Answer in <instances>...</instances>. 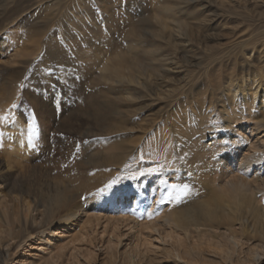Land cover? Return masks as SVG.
<instances>
[{
  "label": "bare ground",
  "instance_id": "bare-ground-1",
  "mask_svg": "<svg viewBox=\"0 0 264 264\" xmlns=\"http://www.w3.org/2000/svg\"><path fill=\"white\" fill-rule=\"evenodd\" d=\"M164 22L166 23H160L164 32L171 25L174 29H182L178 23L179 26ZM132 34L136 41L131 45L134 48L142 46L145 40L135 31ZM5 44L10 45V42ZM260 46V51L254 46L249 54H236L235 61L240 56L249 62L255 53L263 59L264 42ZM118 54H114L115 57L117 55V60L112 65L103 67L100 80L109 84L124 82L128 87L141 85L144 73L138 71L139 60L132 59L128 62L124 55ZM156 54L153 52L154 56ZM159 54L160 50L156 57ZM99 65L101 64L94 67ZM244 70V67H239L238 72H231L233 76L226 86L227 95L222 98L225 104L223 130L217 128L211 134H199L197 140L193 139L194 162L189 165H182L180 162V166L178 158L166 147L168 155L176 160L168 158L166 154L169 160L163 164L164 169L151 174H148V169H159L161 165L156 163L158 161L154 159L155 155H149L156 161H151L154 162V167L152 164L136 161L130 166L127 163L129 167H126L123 162L125 149L117 139L113 137V140L111 137L116 135L115 131L123 128L125 116H128L124 111L116 113V123L111 121V114L105 116L104 128L100 130V136L106 135L110 139L99 142L103 147L104 158L93 165V168L96 167L94 171L103 169V172L90 176L92 172L89 173L85 167L82 168L85 169L83 172L80 171L81 168H77L75 175L68 181L65 179L64 183L62 177L65 178V174L60 167L57 168L52 163L47 169L45 166L44 169H37L28 165V155L32 153L29 140L35 134H30L25 128L29 126H25L22 119L15 116V108L9 110L15 116V122L11 125L0 123L3 126L0 130L3 133L0 135V157H3L2 154L7 157V164L0 158V264H264V67L261 72L253 74ZM121 91L127 98L123 99L125 103H135L138 99L129 88ZM36 92H32V97L39 105L41 96ZM183 118L187 120V117ZM73 121L72 118L68 120L67 126H71ZM193 124L195 123L192 126ZM12 125L19 128L14 130ZM126 129L123 132L127 133ZM43 132V135L48 134L47 130ZM183 133L180 135H184ZM62 135L60 132L54 137L60 139ZM42 136L35 135L39 144ZM90 136L91 134H84L83 138ZM130 147H127L129 152ZM162 147L155 150L156 156ZM50 149L52 148L47 147V150ZM36 150L33 149L34 152ZM39 151L41 152L34 155L41 160L43 150ZM70 152L72 151L69 154ZM176 152L178 153L177 150ZM164 158L165 156L163 160ZM180 167L185 169L186 175L179 174L183 170H179ZM114 170L119 172L120 180L112 183V187L104 195H97L98 189L113 181L111 173H115ZM141 171L145 175H138ZM133 176L136 178L133 179ZM162 179L169 184H188L189 190L182 193L171 191L169 194L167 186L159 182ZM247 215L250 217L247 218ZM251 222L255 224L252 225ZM61 228L65 230L62 232Z\"/></svg>",
  "mask_w": 264,
  "mask_h": 264
},
{
  "label": "rangeland",
  "instance_id": "rangeland-1",
  "mask_svg": "<svg viewBox=\"0 0 264 264\" xmlns=\"http://www.w3.org/2000/svg\"><path fill=\"white\" fill-rule=\"evenodd\" d=\"M164 21L179 24L182 29H174L171 25L165 33L160 28V23H166ZM133 31L145 40L142 46H136L137 49L131 45L136 41ZM0 41V116L11 113L9 110L12 111L15 104V116L29 126L23 125L30 134L42 136L43 131H48L40 144L35 135L30 138L32 153L28 155V165L47 169L52 163L63 170L64 183L80 168L81 172L85 169L92 172L90 176L103 172L99 168L94 171L93 165L104 158L99 142L110 137L100 134L107 115L111 114V121L116 123L115 115L121 111L128 115L124 129L115 131L116 135L111 137L125 149L123 162L126 167L136 162L153 165L154 159L158 161L154 160L156 163L166 164L168 158H172L169 151L178 158L180 166L181 163L189 165L194 162L193 139L197 140L199 134H211L217 128L223 130L225 104L222 98L227 95L226 86L232 73L238 72L239 67H244L246 73H259L264 67V58L258 57V53L249 62L240 56V60L234 59L236 54H249L254 46L257 51L261 50L264 0H0ZM159 50L162 55L156 57ZM152 51L157 54L154 56ZM114 54L124 55L128 62L139 60L138 71L144 73L141 85L128 87L124 82L109 84L100 80L103 67L117 60ZM98 63L101 65L94 67ZM154 71L156 74H151ZM27 86L30 87L28 90ZM123 88H129L138 97L137 102L125 103L127 98L121 93ZM34 91L41 96L39 105L32 97ZM71 118L74 121L67 126L66 122ZM12 127L14 130L19 128ZM125 129L127 133L123 132ZM59 131L63 135L56 139L54 136L60 134ZM93 133L97 134L93 136ZM182 133L184 135H180ZM84 134H91L92 138H83ZM47 147L52 149L47 150ZM159 147L164 153L160 149L161 154L159 151L156 156ZM33 149L37 150L34 152ZM39 149L43 150L41 160L34 155L41 152ZM69 151L72 152L69 154ZM191 153L193 157H190ZM149 155L156 157L152 159ZM2 156L0 158L7 164L6 155ZM183 170L179 173L181 176L186 175ZM114 171L111 180L117 183L121 177L117 170ZM64 230L61 228L60 231Z\"/></svg>",
  "mask_w": 264,
  "mask_h": 264
},
{
  "label": "snow or ice",
  "instance_id": "snow-or-ice-1",
  "mask_svg": "<svg viewBox=\"0 0 264 264\" xmlns=\"http://www.w3.org/2000/svg\"><path fill=\"white\" fill-rule=\"evenodd\" d=\"M12 107L15 108L16 105L13 104ZM14 122H15V116L12 115L11 113H7L5 115L0 116V123H6L7 124V123H14ZM0 135H3V133H0ZM164 167L165 166L163 164H161V165H159V169H148L147 171H148V174H151L154 171L164 169ZM138 175L143 176V175H145V172L141 171V172H139ZM132 178L135 179L136 177L133 176ZM159 182L161 185L167 186V188L169 189V194H171V191H175L177 193H182V192H187L189 190L188 184H177V183L169 184L168 181L164 180V179L160 180ZM112 183H114V182H109L104 186V188L98 189L97 195H104L107 192V190L112 187ZM177 198H179V197H177ZM149 218H151V213H149Z\"/></svg>",
  "mask_w": 264,
  "mask_h": 264
}]
</instances>
